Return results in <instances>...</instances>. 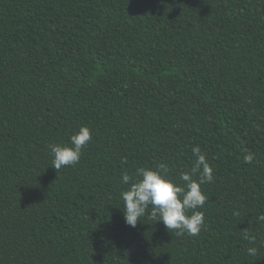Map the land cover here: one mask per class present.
Returning a JSON list of instances; mask_svg holds the SVG:
<instances>
[{"label": "trees", "instance_id": "obj_1", "mask_svg": "<svg viewBox=\"0 0 264 264\" xmlns=\"http://www.w3.org/2000/svg\"><path fill=\"white\" fill-rule=\"evenodd\" d=\"M194 146L201 232L128 226L121 174L183 186ZM261 214L264 0H0V264H264Z\"/></svg>", "mask_w": 264, "mask_h": 264}, {"label": "clouds", "instance_id": "obj_2", "mask_svg": "<svg viewBox=\"0 0 264 264\" xmlns=\"http://www.w3.org/2000/svg\"><path fill=\"white\" fill-rule=\"evenodd\" d=\"M92 139L87 126L79 127L78 131L70 137V146L55 144L50 146L52 155V168L59 171L65 166L78 163L82 149ZM194 161L190 171H182L179 179L183 186L166 178V166L161 165L160 171L149 168H138L134 176L127 172L121 174V183L129 185L126 191L121 192L124 202L123 216L125 223L135 227L140 218L146 214L154 222H161L165 229L174 231L176 235L197 236L205 224L204 214L197 209L203 208L208 197L201 191V185L212 183L214 180L213 168L199 146L192 149ZM254 154L248 152L243 156V162L251 164ZM198 175V179H193ZM150 208V211H149ZM191 210L192 214L188 215ZM264 222V214L258 216ZM244 238L254 241V237L247 232ZM248 254L255 256L258 249L248 248Z\"/></svg>", "mask_w": 264, "mask_h": 264}]
</instances>
